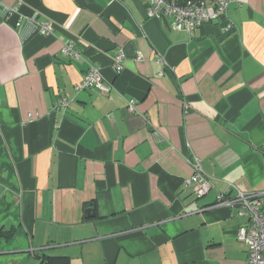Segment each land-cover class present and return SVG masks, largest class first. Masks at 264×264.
I'll list each match as a JSON object with an SVG mask.
<instances>
[{
  "label": "crops",
  "instance_id": "obj_1",
  "mask_svg": "<svg viewBox=\"0 0 264 264\" xmlns=\"http://www.w3.org/2000/svg\"><path fill=\"white\" fill-rule=\"evenodd\" d=\"M150 5L1 0L0 264H246L227 201L264 192V0L192 33ZM90 66L107 93L75 91Z\"/></svg>",
  "mask_w": 264,
  "mask_h": 264
},
{
  "label": "built area",
  "instance_id": "obj_2",
  "mask_svg": "<svg viewBox=\"0 0 264 264\" xmlns=\"http://www.w3.org/2000/svg\"><path fill=\"white\" fill-rule=\"evenodd\" d=\"M235 0H150V7L146 13L149 17H168L170 26L175 29L184 30L188 33L194 32L205 22L219 21L226 15L228 6ZM1 7V0H0ZM15 10V8H12ZM20 23L17 22V25ZM51 30L50 24L39 27L41 34H48ZM74 40L63 45L61 52L71 58H80L81 52L74 47ZM122 54L119 53L114 59L120 64ZM141 57L139 56L138 59ZM95 87L102 93H107L109 85L103 81L100 68L90 66L81 80L74 86L76 92L85 88ZM68 105L66 96L61 95L54 105L55 112L64 110ZM128 109L132 111L133 101H129ZM193 174L187 178L186 183H197L196 195L201 196L210 189V183L202 178L201 168L197 162L193 164ZM224 193L220 192L216 197L215 205L224 204ZM238 206L240 215H247L248 221L238 227L237 240L245 247L247 253L246 264H264V192L246 195L240 190L236 196L228 200Z\"/></svg>",
  "mask_w": 264,
  "mask_h": 264
},
{
  "label": "trees",
  "instance_id": "obj_3",
  "mask_svg": "<svg viewBox=\"0 0 264 264\" xmlns=\"http://www.w3.org/2000/svg\"><path fill=\"white\" fill-rule=\"evenodd\" d=\"M13 231L12 229H3L2 227L0 228V234L4 235L5 238H9L12 235ZM43 262L44 264H56L57 260H63L62 257H58V256H47V255H43ZM67 260V259H66ZM42 264V262H41Z\"/></svg>",
  "mask_w": 264,
  "mask_h": 264
},
{
  "label": "water",
  "instance_id": "obj_4",
  "mask_svg": "<svg viewBox=\"0 0 264 264\" xmlns=\"http://www.w3.org/2000/svg\"><path fill=\"white\" fill-rule=\"evenodd\" d=\"M199 197V196H198Z\"/></svg>",
  "mask_w": 264,
  "mask_h": 264
}]
</instances>
